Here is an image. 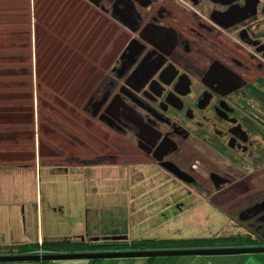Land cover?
I'll return each instance as SVG.
<instances>
[{
    "label": "rangeland",
    "instance_id": "rangeland-1",
    "mask_svg": "<svg viewBox=\"0 0 264 264\" xmlns=\"http://www.w3.org/2000/svg\"><path fill=\"white\" fill-rule=\"evenodd\" d=\"M159 1L150 0L142 11ZM170 1L201 20L197 65L164 55L142 81L133 84L125 80L136 71L144 51L123 55L116 48L101 68L103 36L95 39V45L88 36L82 37L87 29L96 28L100 14L114 11L116 0H0V163L11 160L1 154L13 151L9 142L21 135H27L26 150L33 143L37 151L40 144L50 145L49 150L43 148L48 156L39 159L45 167L85 163L87 169L78 170L97 174L85 177V208L96 201L104 212L108 206L114 220L116 211L122 210L123 228L114 231L122 240L139 237L141 230L149 237L243 231L232 229L234 222L264 238V126L251 115L264 122V106L246 87L252 82L264 91L256 81L264 77V5L259 0ZM90 8L95 11L89 17ZM119 25L126 26L120 21ZM144 26L125 29L130 37H139L138 30ZM96 70L101 75H91ZM92 78L98 90L94 94L86 90ZM237 90L254 101L247 103L250 110L244 109ZM55 91L58 97L53 96ZM51 98L54 105H49ZM111 112L123 113L124 129L120 124L116 128ZM205 123L208 139L198 133ZM141 127L149 143L137 149L134 144L139 143L133 137L141 133ZM52 153L60 158L54 159ZM99 162H106L108 171L102 166L96 173L93 166ZM163 164L187 181L175 178ZM112 170L118 180L110 177L114 180L109 179L107 187L106 174ZM62 174L63 179H71L69 172ZM34 177L21 183V208L37 203L46 210L53 201L46 178ZM71 194L70 189L67 196L72 198ZM67 196L58 189L54 199L65 201ZM80 223L78 228L87 233L90 227ZM144 223L149 226L142 228ZM58 226L63 230L69 225L62 221ZM42 229L45 237V222ZM242 254L264 256V252ZM156 260L159 264L165 258Z\"/></svg>",
    "mask_w": 264,
    "mask_h": 264
},
{
    "label": "crops",
    "instance_id": "crops-1",
    "mask_svg": "<svg viewBox=\"0 0 264 264\" xmlns=\"http://www.w3.org/2000/svg\"><path fill=\"white\" fill-rule=\"evenodd\" d=\"M54 95V94H53ZM54 100L51 98L49 105L53 103ZM55 103V102H54ZM47 136L44 134V137ZM27 135L19 136L15 141H11V147H14L13 151L5 152L7 155L4 158H10L11 160H2L4 164L0 163V248L10 245V244H22V243H41L42 240H58V239H69L72 241L77 240H91L98 241L103 239H122L118 238L114 231L119 228H123L122 222V210L118 214L116 211V219L114 220V214H108L107 207L105 206V212L102 206H99L96 201L91 203L90 207L85 208L84 205V192L86 185L84 184L85 177L97 175L95 173L88 172L87 165L83 162L75 163L71 166H60L64 164H52V166H43L40 164L39 159L43 155L49 154V152H43V148H51L49 144H40V150L37 151L36 146L27 149V143H25ZM24 140V141H23ZM21 143L25 144L20 152L18 148L21 149ZM18 146V147H17ZM10 147V148H11ZM42 150V151H41ZM54 159H59V153L51 154ZM11 161V162H8ZM14 163V165L6 164ZM29 163V164H27ZM104 166L108 171L106 162H99L98 165L93 166L96 173H99ZM28 167V168H27ZM82 167L86 169L84 171L78 170ZM116 166L113 167V170ZM89 168V166H88ZM30 169L31 173L27 172ZM76 169V170H74ZM112 170L110 175L107 173V187L109 179L117 177L115 172ZM46 171V172H45ZM65 173L71 174V179H63ZM23 172V174H22ZM26 174V175H25ZM41 178V175L45 177L46 189L53 200L48 208L45 210L42 205L37 204L30 207L21 208L23 202V192H22V182H28L32 179V175ZM23 175V176H22ZM23 177V178H22ZM112 177V178H110ZM27 180V181H26ZM122 181V179H121ZM117 182V181H116ZM117 185H115V189ZM58 189L63 190L64 195L69 194L70 189L72 190V198L67 196L66 200L56 201V192ZM107 190V189H106ZM108 191H105V196L108 195ZM115 192V191H114ZM75 194V198H73ZM55 198V199H54ZM100 200V199H99ZM98 200V201H99ZM37 201V200H36ZM108 204V203H107ZM47 213L46 217L43 219V214ZM146 220V219H145ZM62 221L68 222V225L61 230L60 224ZM86 226L88 225L90 229L87 233H82L83 230L78 227L81 226L82 222ZM148 221V220H147ZM153 222V220H151ZM45 222L48 227L47 235L43 236V229L41 226ZM145 222V221H144ZM26 224L27 232L24 231ZM147 225V226H146ZM148 223H144L141 227L147 228ZM69 227V228H68ZM75 227V228H73ZM84 227V225H83ZM36 229V234L34 235V230ZM59 230V231H58ZM140 230V229H139ZM67 231V233H66ZM120 231V230H119ZM146 232V231H145ZM141 230V235L139 237L132 236L131 238H188V237H149L147 234ZM215 232L208 234V236L217 233ZM29 234V235H28ZM34 236H36L35 239ZM80 237H83L81 239ZM206 237V236H200ZM80 238V239H79ZM157 257H164L165 260H161L159 264H264V256L259 254H254L252 256L243 255L242 253L237 254H215L213 255H176V256H155L153 260H148L143 256H138L137 258L131 257H111L102 258L95 262L94 264H157ZM59 260H47L44 264H87V260H73L65 259L64 261ZM14 264H26V263H14ZM28 264V263H27ZM29 264H38L35 262H30Z\"/></svg>",
    "mask_w": 264,
    "mask_h": 264
},
{
    "label": "flooded vegetation",
    "instance_id": "flooded-vegetation-1",
    "mask_svg": "<svg viewBox=\"0 0 264 264\" xmlns=\"http://www.w3.org/2000/svg\"><path fill=\"white\" fill-rule=\"evenodd\" d=\"M260 1L261 5H264V0H259V2ZM149 2L150 0H116V3L112 5L115 7L114 11L110 13V15H107L106 13L100 14V22L97 23L96 21V24L93 26L96 28L91 30L87 29L82 35V37L88 36V40H92L93 42L98 36H103V46L105 47L101 55V68L105 67L108 61L113 58V53L116 48L123 50V55L140 50L144 51L145 55L139 60L136 71L131 77L126 78L125 81H127V83L131 82L133 84H138L142 81L147 72L152 69L164 55H171L180 63L188 66L197 65V57L195 55L197 52L195 50H198L202 41L200 28L201 20L195 19L192 14L184 13L183 9L180 10V8L178 9L177 7H174L170 0L159 1L158 3H155L151 9H148V11L145 10L147 12L142 11L141 7ZM90 10H88L90 14L89 17L92 13H94L95 8H90ZM82 12L84 13V11ZM119 21L124 23L126 26L122 27L119 25ZM140 23H144L146 26H144L143 29L138 30L139 37H130L129 33L126 32L125 27L134 31ZM96 30L99 33L94 32ZM213 33L216 34L217 39L221 42L222 39L219 33L216 31ZM141 40L144 42H141ZM92 49L93 48H90V50ZM261 50H263V48ZM87 58L89 60L88 55ZM75 59L72 58V63H75ZM242 63L246 64L244 61ZM94 73H99L101 75V72H97V70L91 73V75ZM95 79L96 78H92L91 81L88 80L89 86L86 90L87 92L90 91L91 94H94V91L96 93L98 92V90H96L97 83L93 88ZM203 108L204 107H198V109ZM245 114L250 117L248 112H245ZM111 116H113L118 123L116 126L117 129H119V124L123 127V129L125 128L123 126V113L119 114V112H111ZM181 121H183L184 124L185 121ZM201 126L202 128L197 127L199 130L198 133L205 135L208 139L210 136L207 135V124L205 123ZM133 138L139 143L136 144L135 142L134 144L137 149H139L138 147H141L143 144L149 143L147 134L142 127L141 133L137 134ZM210 142L213 143V141ZM122 147L124 151L125 147ZM163 165L165 169L168 170V172H170L175 178H181V181H187V177L183 174H178L173 167L167 164Z\"/></svg>",
    "mask_w": 264,
    "mask_h": 264
},
{
    "label": "trees",
    "instance_id": "trees-1",
    "mask_svg": "<svg viewBox=\"0 0 264 264\" xmlns=\"http://www.w3.org/2000/svg\"><path fill=\"white\" fill-rule=\"evenodd\" d=\"M256 81L264 86V77H259ZM246 87L255 94L260 101V107L264 106V91L257 85L250 82ZM241 95V101L244 103V109H249L250 95L237 90ZM250 110V109H249ZM259 124L264 126V122L255 114H251ZM232 229L241 228L243 231H232L229 233H215L206 237H188V238H132V239H103L98 241L69 239L42 240L41 243H22L10 244L0 248V254H27L36 253L38 250L44 252H76V251H116V250H133V249H179V248H201V247H225V246H259L264 245V239L241 223L234 222ZM82 238V237H80ZM79 238V239H80ZM83 239V238H82ZM170 257V256H167ZM155 256L147 257L153 260ZM98 258L88 259L87 264H94ZM24 261L4 262L9 264L22 263ZM35 262V261H31ZM47 260L37 261L38 264H44ZM2 263V262H0Z\"/></svg>",
    "mask_w": 264,
    "mask_h": 264
},
{
    "label": "water",
    "instance_id": "water-1",
    "mask_svg": "<svg viewBox=\"0 0 264 264\" xmlns=\"http://www.w3.org/2000/svg\"><path fill=\"white\" fill-rule=\"evenodd\" d=\"M82 239V238H81ZM264 252V245L259 246H225L179 249H133L116 251H76V252H42L27 254H0V262L43 261L59 259H102L111 257H149L176 255H215Z\"/></svg>",
    "mask_w": 264,
    "mask_h": 264
},
{
    "label": "bare ground",
    "instance_id": "bare-ground-1",
    "mask_svg": "<svg viewBox=\"0 0 264 264\" xmlns=\"http://www.w3.org/2000/svg\"><path fill=\"white\" fill-rule=\"evenodd\" d=\"M49 9V8H48ZM51 11H52V9H51ZM65 13V12H64ZM64 15V14H63ZM61 16V15H60ZM61 20H62V18H61ZM58 45V44H57ZM69 45V44H68ZM67 45V46H68ZM70 45H71V43H70ZM61 46V45H60ZM69 47V46H68ZM67 49V48H66ZM69 51V50H68ZM68 54V53H67ZM74 59L76 58V57H73ZM1 60V59H0ZM2 62V61H1ZM5 62V61H4ZM8 62V61H7ZM10 63V62H9ZM1 64V63H0ZM3 65H4V63H2ZM8 64V63H7ZM8 67V66H7ZM10 67V66H9ZM12 67V66H11ZM3 68V67H2ZM5 68V67H4ZM12 73V72H11ZM62 73V72H61ZM14 74V73H13ZM1 75V74H0ZM10 75V74H9ZM2 76V75H1ZM61 76V75H60ZM5 77V76H4ZM59 77V76H58ZM58 83V82H57ZM52 85V84H51ZM51 85H50V88H51ZM57 89V88H56ZM61 90H64V89H61ZM48 92V91H47ZM56 92V94H54L53 96H55V97H58V91H55ZM54 92V93H55ZM50 95V94H49ZM62 97V96H61ZM53 103V105H54V102H52ZM59 132V131H58ZM56 133V132H55ZM56 134H58V133H56ZM55 134V135H56ZM61 134V133H60ZM62 135V134H61ZM57 137L58 138H61V136L60 135H57ZM58 252V251H57Z\"/></svg>",
    "mask_w": 264,
    "mask_h": 264
}]
</instances>
